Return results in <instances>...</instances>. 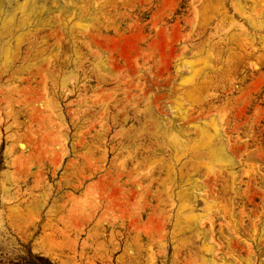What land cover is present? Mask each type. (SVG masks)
<instances>
[{
	"label": "rangeland",
	"instance_id": "rangeland-1",
	"mask_svg": "<svg viewBox=\"0 0 264 264\" xmlns=\"http://www.w3.org/2000/svg\"><path fill=\"white\" fill-rule=\"evenodd\" d=\"M263 20L264 0H0V264H264Z\"/></svg>",
	"mask_w": 264,
	"mask_h": 264
},
{
	"label": "bare ground",
	"instance_id": "bare-ground-1",
	"mask_svg": "<svg viewBox=\"0 0 264 264\" xmlns=\"http://www.w3.org/2000/svg\"><path fill=\"white\" fill-rule=\"evenodd\" d=\"M236 6V5H235ZM223 7V6H222ZM225 8V7H224ZM224 8L222 9V8H219L218 10H217V13H218V15L220 16V15H222L223 13H225V11H226V9L224 10ZM235 8H233V10H234ZM238 9H239V7H238ZM238 9H235V10H237L236 12L237 13H239V15L240 14H244L243 13V10H242V7L240 8V10H238ZM242 10V11H241ZM236 14V13H235ZM221 17V16H220ZM224 17V16H223ZM222 17V18H223ZM232 18V17H231ZM264 21V20H263ZM3 23H4V21H3ZM232 23V22H231ZM262 24L264 25V23L262 22ZM13 25V26H12ZM11 26H9V27H14L15 25H16V23H15V25L14 24H12ZM238 25V24H237ZM239 25H241L240 27H243L242 26V24H239ZM238 25V26H239ZM19 26V25H18ZM18 26H17V28H18ZM16 28V27H15ZM12 29H14V28H12ZM12 29H10V30H12ZM9 30V29H8ZM239 33L240 34H243V35H245L246 33H245V31H243L241 28H239ZM9 32H11V31H9ZM245 33V34H244ZM15 40V39H14ZM242 41H244L245 43L247 42V40H246V38L245 39H241ZM241 41V42H242ZM249 41V40H248ZM243 43V42H242ZM242 43H240L239 45L241 46V44ZM245 43H243L244 45H245ZM247 44V43H246ZM248 45V44H247ZM247 45H245V46H247ZM244 46V47H245ZM263 46V53H261V54H263L264 55V43H262L261 44V47ZM240 48V47H239ZM8 49L9 48H5V49H3V50H5V54H6V56H7V54L9 53L10 54V52L8 51ZM241 49H242V46H241ZM243 50V49H242ZM17 51V50H16ZM241 51V50H240ZM240 51H238L237 53H238V55L239 54H241V52ZM247 51V50H246ZM245 51V49H244V52H243V55H245L244 53L246 52ZM13 52V51H12ZM1 53V52H0ZM247 53H249L248 51L246 52V54ZM260 53V52H259ZM236 54V53H235ZM242 55V56H243ZM248 55V54H247ZM4 57L5 58V60H6V58L7 57ZM11 56V55H10ZM13 56V55H12ZM237 56V55H236ZM240 56H238V58H239ZM247 58V57H246ZM8 59V58H7ZM16 60V59H15ZM242 60H243V58H242ZM8 61H9V59H8ZM235 61V60H234ZM241 61V60H240ZM104 66V65H103ZM257 72L260 74V75H262V71H260V68H259V66L257 65ZM260 77V76H259ZM259 77H257V78H259ZM263 112H264V110H262ZM263 113V112H261V110H260V107L259 106H257V113ZM41 139H43V138H41ZM29 140V139H28ZM31 141V140H30ZM37 143V142H36ZM44 143V142H43ZM33 144V145H32ZM259 144H260V142L258 141V139H257V150H259V149H261L260 147H259ZM25 145L28 147V149L30 150H28L29 152V154L30 155H32V157L33 156H37V153H38V151H39V149H38V147H41V146H38V147H36L37 145H39V144H35L34 145V141H33V143L31 142V143H29L28 141H26L25 142ZM41 145V144H40ZM44 147V146H43ZM39 154V153H38ZM223 156V155H222ZM218 157H220V156H218ZM226 157V159H227V156H225ZM224 156H223V158H225ZM217 158V157H216ZM223 158H221V159H223ZM229 158V157H228ZM257 158L259 159V160H261V161H264V153H257ZM218 159H220V158H218ZM225 160V159H224ZM259 162V161H258ZM259 163H262V162H259ZM219 169V168H218ZM220 170V169H219ZM217 176H219L220 178H223L222 177V175H221V173L219 172V174H217ZM261 177L259 176V179H260ZM263 179H264V176L262 177ZM262 181V180H261ZM263 182H264V180H263ZM143 193H144V191L143 190H138V193L136 192V194H137V196H135V197H140V196H142L143 195ZM131 195H132V191L131 190H127V195L125 196V203L126 204H129V203H131V201H130V198H131ZM122 197H124V196H122ZM259 199H260V203H259V205H258V207L261 209V210H263L264 209V197H262V196H259ZM115 199L113 200V197H111V196H109L108 197V199L105 201V205H108L110 202H112V204L111 205H113V206H115L116 205V203H115ZM183 203V202H182ZM110 205V204H109ZM184 207L186 206V205H183ZM105 208V207H104ZM82 209V208H81ZM85 209H87V208H85ZM93 209V208H92ZM90 213V212H89ZM91 215H92V213H91ZM203 215H205V214H203ZM203 215H198L197 217H196V219L197 218H199V217H203ZM230 216V215H229ZM262 222V221H261ZM263 224H264V220H263ZM255 225V224H254ZM175 226H176V224H175ZM173 231H174V229H172V231H171V234H173ZM262 232H264V229H262ZM175 234H176V231L174 232ZM174 234V235H175ZM261 235H263V233L261 234ZM175 237V236H174ZM173 237V235H172V239L175 241V242H177L178 240H179V238H174ZM236 237V236H235ZM238 237V236H237ZM257 237H258V235H257ZM260 237V236H259ZM263 237V236H262ZM232 238V237H231ZM257 239V238H256ZM260 239V238H259ZM262 239V238H261ZM264 239V238H263ZM229 240V239H228ZM230 241V240H229ZM227 241L228 243V246L227 247H229L230 249H232L233 247H235V248H237V249H240L241 250V245H239L238 243H237V241L236 240H233L232 239V241ZM178 243V242H177ZM260 243H262V244H264L263 243V241H260ZM249 243L247 244V246L249 247ZM117 247V246H116ZM208 250V249H207ZM233 250V249H232ZM244 252L247 254L248 253V251L247 250H244ZM212 253V252H211ZM212 261V260H211ZM213 262V261H212ZM245 262L247 263V262H251V260H250V254H247V256H246V258H245Z\"/></svg>",
	"mask_w": 264,
	"mask_h": 264
}]
</instances>
